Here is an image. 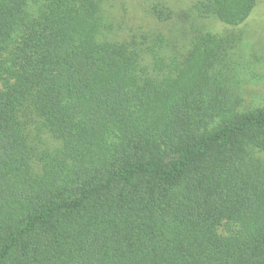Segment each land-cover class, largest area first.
<instances>
[{
	"label": "trees",
	"instance_id": "1",
	"mask_svg": "<svg viewBox=\"0 0 264 264\" xmlns=\"http://www.w3.org/2000/svg\"><path fill=\"white\" fill-rule=\"evenodd\" d=\"M256 3L0 0V264H264V106L205 24Z\"/></svg>",
	"mask_w": 264,
	"mask_h": 264
},
{
	"label": "rangeland",
	"instance_id": "2",
	"mask_svg": "<svg viewBox=\"0 0 264 264\" xmlns=\"http://www.w3.org/2000/svg\"><path fill=\"white\" fill-rule=\"evenodd\" d=\"M158 1L177 9L192 0H103L105 9L118 20L117 23L125 28L141 26L144 29L150 22L148 6ZM205 24L215 34L236 37L225 71L228 81L235 86L246 106H264V0H257L248 18L238 26L230 27L212 20ZM46 143L53 145L49 140ZM226 228L220 227L219 234H224Z\"/></svg>",
	"mask_w": 264,
	"mask_h": 264
}]
</instances>
